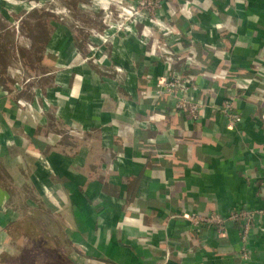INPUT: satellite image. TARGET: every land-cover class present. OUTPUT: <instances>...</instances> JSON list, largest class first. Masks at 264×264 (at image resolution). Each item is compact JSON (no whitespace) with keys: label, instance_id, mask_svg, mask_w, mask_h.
Segmentation results:
<instances>
[{"label":"crops","instance_id":"1","mask_svg":"<svg viewBox=\"0 0 264 264\" xmlns=\"http://www.w3.org/2000/svg\"><path fill=\"white\" fill-rule=\"evenodd\" d=\"M99 1L0 2L16 23L10 42L24 40L22 52L37 57L41 79L50 74L54 125L72 128L75 136L46 142L51 124L11 108L14 140L34 160L42 154L49 172L41 161L29 163L40 166L45 178L53 175L64 195L55 212L71 244L86 247L82 259L80 251L71 253L72 264H95L91 254L112 264H264V212L252 215L245 242L238 221L216 233L212 227L193 229L181 216L264 209V0H167L157 15L170 20V36L136 24L106 43L96 36L103 20ZM188 47L206 71L196 78L206 103L198 120H188L157 93L168 70L191 72L179 60L168 68L165 50ZM226 98L239 115L233 127L215 110ZM21 153L15 154L19 162ZM24 167L12 174L15 183L26 185L16 179ZM27 190L17 191V199L28 202ZM0 198L1 232L18 210L8 205L11 195L4 189ZM28 238L0 241V260L9 256L3 252L29 250Z\"/></svg>","mask_w":264,"mask_h":264},{"label":"rangeland","instance_id":"2","mask_svg":"<svg viewBox=\"0 0 264 264\" xmlns=\"http://www.w3.org/2000/svg\"><path fill=\"white\" fill-rule=\"evenodd\" d=\"M51 1L52 0H50V2ZM0 2H7V0L6 1L0 0ZM110 2H113L112 5L113 7H109L110 5L108 3ZM134 2L135 0H132L131 2L122 1V0L121 2L119 0H115V1L107 0L105 2L104 0H101L98 2V6H99L98 8L100 9L101 16L103 15V9H102L103 7H105L106 10L107 8L112 10V13L116 15L119 12V6H124V5L127 6L133 4ZM4 8L5 9H3V11L0 10V160H1L0 171L5 172L4 174H7V176L9 175V177L5 178L8 181L4 183L0 182V191L4 189L7 194H10L11 195L10 200L11 201L13 200L12 202L15 203L14 207H16L18 211H20L22 210L21 208H23L24 206L21 203H18L19 201H17L16 193L18 190L23 191L24 189L25 190L28 189L27 193L25 194V196L27 195V198L31 197L28 198V202L25 201L28 207L42 205L51 212H53V214H56L57 218L61 221L62 217L59 215L58 211L55 212V210H57L59 206H62L64 195L59 188L55 187L56 184H54L55 182L52 181L54 180L52 179L53 175L51 177L49 176L50 179L49 180L45 178L44 176L45 172L41 169L40 166H33L29 163L33 161L32 163L37 164L38 161H41L43 163V166L45 165L47 172H49L50 168L45 162V159L43 158L42 154H37L34 160V155L32 154V152L30 151L27 152L21 147H18V143H16V141L14 140L16 139L15 137L17 135L12 133L13 130L15 129H13L14 125H11V122L14 118L13 117L14 115L12 114L14 109L11 108H14L15 105V109L17 107L16 109L17 114L21 116H27L30 121L34 120L33 116L38 115L40 116L39 117L40 120L41 119L46 120V122L51 124L52 126L50 128L48 127V130L50 132L46 130L43 135L46 138L45 139L46 142L47 141L50 142V140L56 142V140L57 141L62 139L65 140L66 138L72 139L75 136L71 135L72 128L68 126L67 127L62 126L59 128L58 125L56 126L54 125L55 121H53L54 119L53 112L55 106L54 104H52L53 103L52 99L54 97L53 94L51 93L53 89L50 88V84L52 83L48 81L50 74L45 75L44 77H42L43 79H41V76L39 75L41 73V71L39 70L41 65H39L37 57L22 52V49L25 48V46L22 45L23 42H25L24 40H21L22 42L19 41V44L16 46L15 44L10 42L9 28L10 26L11 28L14 27L16 28V23H12L13 17L7 16L6 14L8 11L7 7ZM158 10L156 11L157 13ZM9 11L11 15L12 14L11 10ZM66 13L70 18L71 10ZM101 29L102 30L104 29L103 23L101 24ZM101 29L97 30L96 32L102 31ZM151 30H156V28L153 27ZM15 52L17 53L18 56L14 55ZM46 76L48 77L47 79ZM46 94H51V95L46 97ZM40 120L39 121L36 120L37 124L40 123ZM17 126L19 127L18 129L19 133L22 136H24V131L22 132L23 123L20 122V126L19 125ZM53 126L55 128L51 129ZM10 127L12 131H10ZM9 132L11 134H8ZM15 144H17V147H15L16 146ZM29 146L31 147V145ZM18 152H22L20 162L18 159L15 158L16 157L15 154ZM22 165L26 167H24V169L22 170L23 172H19L20 175H18V178L16 179L18 182L26 181L25 182L26 185L15 183V180L12 179V174L16 172L15 171L16 169L21 171ZM33 170L34 172L32 173ZM29 173H31L30 174L32 178L31 183L29 182V177H28ZM54 178H56V176H54ZM10 181L13 182L15 188H18L16 189L17 191L15 190L14 192L13 186L10 184ZM1 201L2 199L0 198V203ZM8 202L10 203V201ZM258 210L259 212H256L254 214L264 212V209H258ZM7 216L8 215L4 213L3 217L5 219H8ZM40 218L43 220L40 222L41 224H43L42 222L44 223L46 222V218L43 213H40ZM20 221L22 222V227L25 228L24 230L26 231L25 234L28 237L30 236L28 239L33 242L37 241L38 245L41 247L39 249H42L43 248L42 246L47 236V232L43 230L41 231L39 221H35V223L37 222V224H33L34 226L30 222L28 224L27 223L28 221L26 219L25 221H23L22 219ZM66 233L68 234L67 236L71 238V234L69 233V231ZM80 246H81L80 243L76 242L75 250L74 249L72 250L71 248V250L67 251L70 254V255H66L67 257L65 256L66 257L65 259L68 261V264H72V259L70 257L72 252L77 253L78 251H80L81 253L83 252L82 251L83 248L86 249V247H82L83 245L81 247ZM86 252L89 251L87 250ZM35 256H36L35 254L33 255L31 254V255H27V257L24 259L23 257H21V259L24 260L26 263H29L33 261V258ZM24 261H22V264ZM9 263H11V261H9ZM93 263L98 264L96 262Z\"/></svg>","mask_w":264,"mask_h":264},{"label":"built area","instance_id":"3","mask_svg":"<svg viewBox=\"0 0 264 264\" xmlns=\"http://www.w3.org/2000/svg\"><path fill=\"white\" fill-rule=\"evenodd\" d=\"M115 1V0H113ZM121 2V0H119ZM167 0H135L133 4L127 6H119V12L114 15L112 10H106L103 7L104 29L96 34L101 43H106L116 34L131 33L136 24H143L150 28H156L163 34L169 35L173 32V26L167 19H163L156 12L161 3ZM173 15H168L170 18ZM117 26V27H116ZM178 36V33L176 32ZM176 38H174L175 40ZM162 42L159 45H164ZM169 50V49H168ZM173 60L182 61L191 72L188 74L173 73L168 70L163 77L159 78L158 94H163L170 100L171 107L177 112L183 114L188 120H198L204 115L206 103L200 99L198 94L200 88L197 86L196 78L206 74L205 66L193 56L190 48L180 53H173L171 50H165L164 62L168 68ZM184 65V66H185ZM262 75L257 71V75ZM215 104V103H214ZM217 113L224 117L229 126H235L239 122V115L233 108L230 99H224L220 103L215 104ZM264 197V191L261 192ZM259 210L247 209H231L226 215H221L214 211L207 212H189L181 216L188 221L189 227L197 229L199 227H212L216 233H223L226 222L238 221L240 224V240L245 242L248 231L250 229L252 215Z\"/></svg>","mask_w":264,"mask_h":264},{"label":"trees","instance_id":"4","mask_svg":"<svg viewBox=\"0 0 264 264\" xmlns=\"http://www.w3.org/2000/svg\"><path fill=\"white\" fill-rule=\"evenodd\" d=\"M196 60H198V59L196 58ZM198 61L200 63H202V61H200V60H198ZM242 84H244V83H242ZM242 84H239V85L241 86ZM239 85H236L237 88H239ZM16 109H17V107H16ZM4 173L5 172L0 171V182H2V183L8 181L5 178L9 177V175L7 176V174H4ZM10 184L13 186V189L15 192V190L18 188H15V185L11 181H10ZM259 189L261 190V192H263L264 186H259ZM18 193H19V190H18ZM18 196L20 197L19 194H18ZM12 201H10V203L8 202V205L10 207H14L15 203H13ZM17 201H19L24 207L21 208L22 210L17 212L18 215L15 218H13L12 220H10L4 224V226L0 232V241L1 242L4 241L6 237H10L12 240L13 239H19L21 234H25L26 231H24L25 228L22 227V222L20 221L21 219L23 221H25V219H26L28 221L27 223L29 224V222H30L32 225L37 224V222L35 223V221H39L41 231L42 230L46 231L47 236H46L45 242L42 246L43 247L42 249H39L41 247L38 245L37 241H34V242L32 241V247L29 250H25V251L20 250L16 254H14L10 251L7 253H5V252L1 253V254H3V256H5L6 254L9 256L7 258H5V260H4V258L1 259L0 264H5L3 261H6V259L11 260V263H8V264H22V261H24V260H22L21 257H23V259H24L27 257V255H31V254L36 255L33 258V261L29 262V263H26L24 261L23 264H48L49 261L52 259L66 260L65 259L67 257L66 255L69 254L67 251L71 250V248H72V250L73 249L75 250V246H73L71 244V239L67 236L68 234L66 233L67 229L61 223V221L57 218V215L53 214V212H51L50 210H48L47 208H45L42 205L28 207V205L25 204L22 199H19V200L17 199ZM40 213H43L45 215V218H46V222L45 223L42 222L43 224L40 223L41 221H43L40 218ZM98 247H100V246H98ZM78 255H79V258L82 259V257H83L82 252ZM88 257H89V259L93 260V262H96L98 264H112V263L107 262V260H105L104 258L99 256L98 254H95V255L91 254V256H88ZM82 261L84 264H90V260H88V259H85V260L83 259Z\"/></svg>","mask_w":264,"mask_h":264}]
</instances>
